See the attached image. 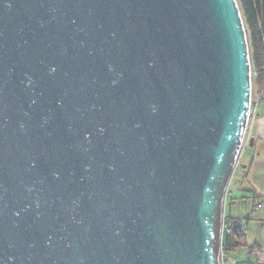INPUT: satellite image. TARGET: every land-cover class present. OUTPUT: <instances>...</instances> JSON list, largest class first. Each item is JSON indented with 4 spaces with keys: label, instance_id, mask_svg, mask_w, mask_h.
I'll use <instances>...</instances> for the list:
<instances>
[{
    "label": "water",
    "instance_id": "1",
    "mask_svg": "<svg viewBox=\"0 0 264 264\" xmlns=\"http://www.w3.org/2000/svg\"><path fill=\"white\" fill-rule=\"evenodd\" d=\"M250 75L237 0H0V264H219Z\"/></svg>",
    "mask_w": 264,
    "mask_h": 264
},
{
    "label": "crops",
    "instance_id": "2",
    "mask_svg": "<svg viewBox=\"0 0 264 264\" xmlns=\"http://www.w3.org/2000/svg\"><path fill=\"white\" fill-rule=\"evenodd\" d=\"M259 103L247 123L222 206L224 221L238 228L241 238L230 240L238 245L225 251L221 264H264V104L260 109Z\"/></svg>",
    "mask_w": 264,
    "mask_h": 264
},
{
    "label": "trees",
    "instance_id": "3",
    "mask_svg": "<svg viewBox=\"0 0 264 264\" xmlns=\"http://www.w3.org/2000/svg\"><path fill=\"white\" fill-rule=\"evenodd\" d=\"M237 4L246 30L251 73L255 74L252 84L258 90L264 82V0H237ZM232 238L236 242L241 238L238 228L232 227L231 235L224 239L225 251L237 247L238 243L230 244Z\"/></svg>",
    "mask_w": 264,
    "mask_h": 264
},
{
    "label": "built area",
    "instance_id": "4",
    "mask_svg": "<svg viewBox=\"0 0 264 264\" xmlns=\"http://www.w3.org/2000/svg\"><path fill=\"white\" fill-rule=\"evenodd\" d=\"M251 95H250V102H249V116H248V121L249 118L252 114V112L254 111V107L257 103L261 102L264 99V82L262 84V86L257 90L256 95H255V99H253V93H252V76L254 77L255 74L251 73ZM247 121V123H248ZM232 232V227L230 225H228L223 218H221V228H220V252H219V264L222 263V260L224 258V253H225V246L224 244V239L231 235Z\"/></svg>",
    "mask_w": 264,
    "mask_h": 264
},
{
    "label": "rangeland",
    "instance_id": "5",
    "mask_svg": "<svg viewBox=\"0 0 264 264\" xmlns=\"http://www.w3.org/2000/svg\"><path fill=\"white\" fill-rule=\"evenodd\" d=\"M246 31V30H245ZM255 77V76H254ZM252 76V78H254ZM252 93H253V99H255V95H256V92H257V88H256V85L252 84ZM264 104V101H261L259 104H258V108L261 109V105ZM227 192V191H226ZM226 194V193H225Z\"/></svg>",
    "mask_w": 264,
    "mask_h": 264
}]
</instances>
